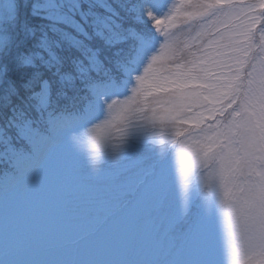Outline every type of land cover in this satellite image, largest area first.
<instances>
[{
	"label": "snow or ice",
	"instance_id": "6c2138e0",
	"mask_svg": "<svg viewBox=\"0 0 264 264\" xmlns=\"http://www.w3.org/2000/svg\"><path fill=\"white\" fill-rule=\"evenodd\" d=\"M186 2L0 0V264H264V0Z\"/></svg>",
	"mask_w": 264,
	"mask_h": 264
},
{
	"label": "rangeland",
	"instance_id": "374dc122",
	"mask_svg": "<svg viewBox=\"0 0 264 264\" xmlns=\"http://www.w3.org/2000/svg\"><path fill=\"white\" fill-rule=\"evenodd\" d=\"M181 2H182V0H172V3H175L177 5L181 4ZM193 2H195V0H193ZM245 2H247V3H259V0H245ZM184 3H185V7L181 8V10H180L181 14L178 17V21H183L184 19H186L183 16V12L185 10H187V11H193L194 10L191 7L187 6L186 0H184ZM224 11L226 13H229V14L228 15H221L213 23L205 26V28L202 30L203 33H204V35L201 38L202 40L206 41V40L211 38V36L208 35L209 32L215 33L217 38H219L220 35H224L225 39H227V37H228V35L230 33H229V29L226 28L224 25L228 24V23L235 24V23H238L239 20H237L236 15L232 13L231 9H227L226 8ZM184 26L185 25L182 22L178 24V27H184ZM217 27L219 28V32L218 33L216 32ZM170 30L177 31L178 28H172ZM252 54H255V53H252ZM258 60H259L260 63H262V61L264 60V57H260ZM249 70H250V66L246 67L244 69V74H243L242 78L245 81L247 79L246 73ZM167 96H168V93L157 92V93H154L152 97H148L147 101H145L143 98H140V99L133 98V99H130L129 103L132 104L133 106H135L136 104H140L141 106H144V104L147 103V104H149V106L156 107L158 114L164 115L165 114L164 113V109H165V107L167 105L165 103H163V102L157 104L156 103V99L159 98L160 100L163 101V100L166 99ZM233 107H235V105ZM229 111H231V109H229ZM121 116H122V113H120L119 111H117L116 113L113 114V117H114V119L116 120L117 123H119ZM206 123H212V121H207ZM191 127H192L191 123H181V124H177L176 125L174 131L182 132L184 129H186V132H188L189 130H191ZM185 136H187V133H185V135L183 137L176 136L175 137V141L185 140ZM163 139H164L165 142H167L168 137L165 136ZM175 141H173L172 143H175ZM185 144H186V149L188 151H190V152L199 150L202 147L201 143H199L196 140H192V139L185 140ZM175 147L177 149H179V145L178 144H175ZM177 162H179V157H177Z\"/></svg>",
	"mask_w": 264,
	"mask_h": 264
},
{
	"label": "trees",
	"instance_id": "16d2710c",
	"mask_svg": "<svg viewBox=\"0 0 264 264\" xmlns=\"http://www.w3.org/2000/svg\"><path fill=\"white\" fill-rule=\"evenodd\" d=\"M262 63H264V60L262 61ZM262 63H260L259 60H257V67L259 68L260 65H261ZM248 67H249V66H248ZM250 70H251V69H250ZM236 83H239V81H237ZM245 83H246V81H245ZM182 132L184 133V135H185V133H187V132H186V129H184ZM180 137H182V136H180ZM200 146H201V145H200Z\"/></svg>",
	"mask_w": 264,
	"mask_h": 264
}]
</instances>
